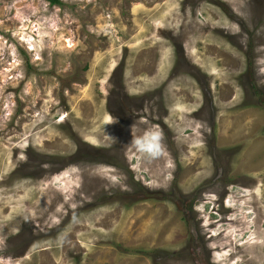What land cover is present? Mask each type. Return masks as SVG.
Returning <instances> with one entry per match:
<instances>
[{
    "label": "rangeland",
    "instance_id": "1",
    "mask_svg": "<svg viewBox=\"0 0 264 264\" xmlns=\"http://www.w3.org/2000/svg\"><path fill=\"white\" fill-rule=\"evenodd\" d=\"M0 264H264V0H0Z\"/></svg>",
    "mask_w": 264,
    "mask_h": 264
},
{
    "label": "clouds",
    "instance_id": "2",
    "mask_svg": "<svg viewBox=\"0 0 264 264\" xmlns=\"http://www.w3.org/2000/svg\"><path fill=\"white\" fill-rule=\"evenodd\" d=\"M131 143L148 159L160 157L165 150L164 133L158 126L149 128L143 135L132 136Z\"/></svg>",
    "mask_w": 264,
    "mask_h": 264
},
{
    "label": "trees",
    "instance_id": "3",
    "mask_svg": "<svg viewBox=\"0 0 264 264\" xmlns=\"http://www.w3.org/2000/svg\"><path fill=\"white\" fill-rule=\"evenodd\" d=\"M51 4L60 3V0H48Z\"/></svg>",
    "mask_w": 264,
    "mask_h": 264
}]
</instances>
